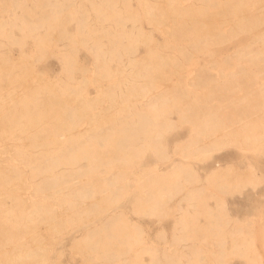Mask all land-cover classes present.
<instances>
[{"label": "bare ground", "instance_id": "1", "mask_svg": "<svg viewBox=\"0 0 264 264\" xmlns=\"http://www.w3.org/2000/svg\"><path fill=\"white\" fill-rule=\"evenodd\" d=\"M247 1L229 0L228 6L222 7L218 13L222 17L227 13H235ZM44 2L52 6L51 11L47 13L43 11L38 19L33 21L25 18L21 23L12 22L15 28L21 30L22 36L15 35L13 30L10 34L6 33V36L11 38V42H19L20 46L28 37L43 53L45 46L49 42H54L51 36L53 32L59 31L66 35L71 41L70 44L66 42L69 49L67 52L57 50L64 75L52 80L36 70L31 53L23 48L20 58L16 61H12L7 51H0V140L4 142L0 144V153H5L3 155L5 160L11 158L26 163L31 169L32 178L46 173L44 178L35 182L34 191L44 196L56 197L55 202L59 204L60 209L57 210L55 206L41 199H27L22 193L28 187L24 169L14 161L0 160V264H51L50 252L53 244L45 240L40 232V226L42 224L51 226L56 239L66 228L67 220L79 223L103 214L109 207L127 196L130 191L131 175L133 187L138 188L139 192L144 191L142 194L138 193L134 204H137L139 209L147 206L156 214L167 212L164 206L172 198L173 189L183 190L184 182L193 185L203 179L220 193L216 196V208L207 202L211 195L206 194V184L188 188L183 196L190 200L198 199L200 205L204 207L203 214L206 216L205 222L200 221L196 214L197 210L189 207L181 213L180 222L186 229L192 230L186 237L189 248L187 259L190 264L191 261L203 260V254L207 251L202 244L195 241L201 234L206 236L214 234L219 239L230 235L232 238L231 248L227 252L223 250L216 261L209 264H228L225 262V252L228 256H242L246 264H264L261 254L255 249L252 255H247L251 248L249 245L253 243L247 245L240 235L242 230L236 228L245 223L229 216L226 201L222 198V194L239 189L242 182L256 187L262 180L264 181L262 177H258L254 165L250 163L247 172L238 174L234 165L222 163L211 167L204 177L192 165L194 159L213 158L214 151L226 146L258 148L264 143V96L260 99L256 95L258 93L255 94V89L251 88L247 89L248 91L244 90L245 93L242 92L243 95H240L236 102L228 100L229 103L227 101L226 104L207 103L204 99L205 94L214 92L221 95L226 88L225 80L218 83V77L209 78L207 74L210 70L207 63L216 60H208L205 64L198 65L197 60L193 58L191 60L193 55L190 56L183 44L179 46L174 43L168 44L170 36H166V41L161 45L177 47L184 58L195 64L194 67L200 66L198 79L202 83L197 80L193 84L205 86L206 92L194 91L195 96H192L191 88L186 82L183 84L169 82L172 86L168 85L169 87L165 86L159 90L156 79L161 75L163 77L162 68L169 63H175L182 68L183 62L173 55L174 53L166 54L158 47L151 46L156 38L152 29L148 31L140 23V18L143 16L149 24L158 28L166 24L169 17L174 21L179 20L178 24H170L173 27L167 28L170 35L191 34L192 29H207L209 32L200 39L203 44L218 39L221 33L216 28H219V25L213 27L208 23L188 24L187 19L194 15L195 11L181 12L178 0H164V3L159 0H138L142 12L134 14V20L139 21L136 26L139 32L132 33L125 27L127 18L123 15L124 8L113 2L110 17L118 24L115 33L120 39H110L111 46L105 48V43L100 38H95L91 43L94 61L88 69L93 68L95 76L102 79L110 80L116 74H120L122 79L107 85L100 83L97 92L86 100L81 84L68 83L69 79L76 78L73 71L77 61L74 52L77 47L73 44L87 43L85 38L100 29L88 24L86 19H79L77 33L82 37L87 34V37L76 38L74 32L63 27V2L59 0ZM37 5L38 3H34V8L39 6ZM133 8L137 10L136 7ZM253 11H259L260 14L253 16ZM67 12L65 16L68 15V20L76 19L75 10L69 9ZM263 21L264 0H256L255 6L248 8L241 17L233 21L234 37H237L241 27L257 26ZM42 27L43 32L40 31ZM124 37H127V41H123ZM261 39L264 41L263 37ZM139 43L146 45V50L141 56L136 54ZM191 43L199 45L198 41ZM245 43L241 47L242 44L238 41L234 51L241 52L252 47L250 41ZM227 51L222 49L219 53L228 57ZM205 52L213 57L218 53L213 49H207ZM100 57L102 63L99 64ZM114 60H117L115 67L112 65ZM239 66L232 74L240 78L244 76L251 81L256 80L253 69ZM28 79L34 80L35 84L28 85L30 81ZM85 80H87L85 76L82 77V81ZM214 80L217 83L212 82ZM11 84L16 86L11 87ZM261 85L264 88V81ZM229 86L232 84H228ZM232 87L235 88L236 85ZM169 94L171 98L168 97ZM74 97L81 99L80 107L72 104ZM106 98L110 100V104L95 111V102H102ZM114 106L116 113L114 112L113 116L96 117L100 112L109 111ZM238 108L244 113L250 110L254 118L253 115H248L249 113L248 118L244 117ZM173 109L178 112L180 121L191 124V130L185 140H176L174 144L177 145L168 150L163 134L179 124L177 119L168 116ZM227 109L230 110L227 112ZM88 111L95 115L91 118L90 125L83 129L77 128L81 115ZM49 115H52V119L48 118ZM127 118L129 120H126ZM99 119L104 123L109 122V125L101 127ZM17 126L20 128L17 129ZM64 141L70 144H63ZM157 144H160L161 148H157ZM50 145L54 147L40 148ZM150 146L155 149L161 160L170 159L175 154H179L181 158L165 169L160 168L158 162L153 166L149 164L140 166L146 148ZM30 147L37 150L33 151ZM58 166L63 168L58 171L56 170ZM81 176H86V180L75 185L81 180ZM180 177H183V180ZM212 180L215 182L211 183ZM192 206H195L194 202ZM228 224L230 229L224 230L223 226ZM145 233L138 222H131L122 210H118L88 228L84 234L76 235L72 245L74 248L93 251L101 249L102 252L98 254L105 258L117 257L127 260L123 256L136 246H142L140 250L151 252L158 249L157 244L155 246L154 242L149 243L146 240ZM137 252L136 261L130 264H142L139 261L140 252ZM169 259L171 258L168 257ZM177 260L176 264H185L180 256Z\"/></svg>", "mask_w": 264, "mask_h": 264}, {"label": "rangeland", "instance_id": "2", "mask_svg": "<svg viewBox=\"0 0 264 264\" xmlns=\"http://www.w3.org/2000/svg\"><path fill=\"white\" fill-rule=\"evenodd\" d=\"M59 1L67 3H63V27L66 30L74 32L73 35H75L76 38L87 37V34L85 37H82L77 33V22L79 19H86L88 24L100 29V31L85 38L87 40V43L74 42L73 44L77 47V49L74 51L76 53L77 61L75 63V70L73 71V74L76 78L72 80L69 79L68 83L81 84L84 87V97L87 100L90 96L94 95L97 92V87L100 83L107 85L109 83H115L116 81H120L122 79L120 74H116L115 77L110 80L102 79L99 76H95L93 68L91 70L88 69V67H91L93 65L94 61L93 47L91 46V43L95 38H100L105 43V48L111 46V44L109 43L110 39H120L117 33H115V28L118 27V24L116 23L115 19L110 17L113 12L112 3L117 2L116 5L124 8L123 10L125 11L123 15L127 18L125 27L130 29L132 33L139 32L138 28L136 27L139 24V21L134 20V14L142 12V7L138 0H129V3L128 0ZM159 1L161 3H164V0ZM228 1L229 0H178V2L180 3L181 12H185L187 10L195 11L194 15H190L187 19L188 24L201 25L202 23H208L213 27L219 25V28H216V30L221 33L218 36V39L215 42L210 41L206 44L201 43L200 39L205 37L207 32H209L207 29H192L193 32L191 34L176 33L170 35V33L167 31V28L170 29L171 27H173L171 25L178 24L179 20L174 21L173 18L169 17L166 21V24H163L158 28L156 25L149 24L143 16L140 18V23L145 26L146 30L149 31L150 29H152V32L156 38V40L151 43V46L158 47L159 49H161V51H163V53L166 54H170L169 52H171V54L174 53L173 55H176V57L181 59L183 62V69L180 68L179 65H175V63H169L164 68H162L161 72L163 74V77H161L162 75L160 74L161 76L159 77V79H156V84L159 90L163 89V87L165 88V86L169 87L168 85L172 86L169 82H179L180 84L186 82L190 86L188 87L191 88L190 95L195 96L194 91L198 90L206 92L205 86L198 85V83L193 84V82H197V80H199L200 83H202V81L198 79L200 66H198V68L197 65L196 67H194L195 64L193 65L191 60L193 58L194 60L198 61V65L199 63L202 65L205 64L208 60L215 59L216 61H213V63H207L210 68V70L207 71V74L209 78L211 76H213V78L218 77V83H223L222 81L225 80L224 82L226 88L221 95L214 92L208 95L205 94L204 99L207 101V103L226 104L228 100H235L236 102V100L238 101L239 97H241L240 95H243L245 93L244 90L251 88L255 89V94L258 93L256 94L258 95L257 97H260V99L263 98L264 88L261 84L264 81V41L261 39V37L264 38V21L260 22L257 26L241 27L237 37H234V30L232 29L233 21H235L236 18L241 17L248 8L255 6L256 0H248L245 4H243L244 6H242L240 10H237L235 13H227L225 17H222L218 12L222 7L228 6ZM191 2L192 4H190ZM34 3H38L39 6L37 5L38 7L34 8ZM133 6L136 7L137 10H135ZM69 9L75 10V20H68V15L65 16L68 13L67 11ZM51 10L52 6L48 4L46 5L44 0H0V29L2 30V34H0V51H7L9 57L13 59L12 61H16L21 56V48L27 50L28 53H31V59L33 58L34 60L35 69L42 72L52 80H56L60 75H64L62 73V62L58 51L67 52V50L69 49V47L66 45V42H69L70 44L71 41L66 35H63L59 31L53 32L51 36L53 37L54 42H49L45 46L43 53H41V51L37 49V47L34 45L33 40L28 37L25 38V40L23 41V45L20 46L21 44L19 42H11V38L8 35L6 36V33H12L11 30L14 31L15 35L22 36L21 30L15 28L12 25V22L21 23L25 18L33 21L38 19L43 11H46L45 13H47V11ZM259 14V11L252 12L253 16H258ZM85 29H87L86 25ZM40 31L43 32L44 28H40ZM166 36H170V40L168 41L169 45L173 43L178 46L183 44L188 49L187 51H189L188 53H190V56L193 55L191 57V60L184 58L177 47L172 48L169 46L167 47L166 45L162 46L161 43L164 44V41H166ZM123 41H127V37H124ZM191 41H198L199 45L195 46L191 43ZM238 41L241 42V47L246 44V41L247 43L250 41L252 43V47L249 50L235 52L234 49L236 48L235 46L236 44H238ZM137 46L138 47L136 50V54L138 56L143 55L144 51L146 50V45L144 43H139ZM207 49H213L218 53H216V56L214 57L210 56L205 52ZM222 49L223 51L228 50V57L222 56V54L219 53V51ZM100 63H102V57L99 58V64ZM112 65L115 67L117 65V60H114L112 62ZM239 65H243L245 68L253 69L255 71L254 76L256 80L254 81L256 82V84H254L255 82L249 80L248 78H246V80L244 76L240 78L237 75L232 74V71L236 67V69L240 67ZM221 72H224L225 74H222ZM84 76L87 80L82 81V77ZM165 76L168 77L165 78ZM35 77L36 76H34V78ZM219 80L221 82H219ZM215 81L216 80L212 82L217 83ZM28 82V85L35 84L34 80H30ZM228 84H232V86L236 85V87H228ZM10 86L14 87L16 85L11 84ZM168 97L171 98V94H169ZM72 104L80 107L81 99L74 97L72 100ZM109 104L110 100L108 98L104 99L102 102L97 101L95 102L94 110L98 111L104 109ZM244 108L246 109V106H244ZM110 109L106 112H100L98 116L96 115V117L103 118L106 115L113 116L116 108L114 106V108ZM238 109L241 110V112L243 111V107L242 109ZM238 109L237 111L239 112ZM229 110L227 109V112ZM242 113L245 115L244 117L247 116V113H249L248 115L250 116L253 115V113L250 114V110H248L247 113L246 111L245 113ZM168 116L177 119V122L179 123L163 134V140L168 144L167 149L172 150L173 147L177 145L174 144L176 140H185L190 134L191 124L188 122L180 121L176 109H173L168 114ZM93 117H95V115L91 111L82 114L81 118L78 120L77 128L83 129L89 126L91 118ZM248 117L249 116H247V118ZM48 118L52 119V115H49ZM126 120H129V118H127ZM99 125L101 127H105L109 125V122L104 123L102 119H99ZM16 128L18 129L20 128V126H17ZM3 143L4 142L0 140V144ZM63 144L67 145L70 143L64 141ZM52 147L54 146H41L40 148L50 149ZM157 148H161V145L157 144ZM30 149L33 151L37 150V148L31 147ZM3 155H5V153H0V160H2L3 162L14 161L18 166L24 169V176L28 183V187L24 189L22 193L25 197H27V199H41L55 206L57 210L60 209L59 204L55 202L56 197L50 195L44 196L42 193H36L34 191L35 182L44 178L46 173H41L32 178L31 169L26 163L18 159L8 158L5 160L3 158ZM213 156V158L205 160H193L192 165L194 166V168H196L197 172L201 176L204 177L206 175V172L209 171L210 168L215 166L217 163L226 162L234 165L238 174L247 172L248 165L252 163L254 165L256 173L258 174V177H262L264 179V143L260 144L258 148H237L236 146H226L219 149L218 151H214ZM180 158L181 156H179V154H175L172 155L170 159L161 160L158 154L155 153V149L150 146L146 148L144 158L139 165L142 166L143 164H149V166H153L156 162H158L160 168L165 169L168 168L175 160H178ZM62 168L63 166H58L56 170L60 171ZM80 178L81 180L75 185L82 184L86 180V176H81ZM180 179L183 180V177H180ZM214 182L215 180L211 181V183ZM179 183L180 182L178 180V184ZM202 184L207 185L206 194L211 195L210 198H208L207 202L212 207L216 208V196L220 195V193L216 188H214L213 185H210L209 183H206L205 180L201 179L199 182L193 185L184 182V188L181 191L176 188L173 189L172 198H170L164 206L167 209V212H165L164 214H156L153 213V211L147 206L139 209V206L137 204H134L138 193L142 194L144 191L139 192L138 188L133 187L134 184L131 175L129 185L130 191L128 192L127 196H125L124 199L120 201L121 203L118 202L117 204L112 205L105 212H103V214L79 223L67 220L66 228L56 239H54L55 233L51 226L45 224H42L40 226V232L45 240L48 243L50 242L53 244L50 252L51 264H130L136 261V254L138 253L137 251L140 252L139 261H141L142 264H176L178 261V256L182 258V261L185 264H190L187 259L189 255V248L186 244V237L189 235V233L192 232V230L189 228L186 229L180 222L181 213L185 208L189 207L192 210H197L196 214L199 216L200 221L205 222L206 216L203 214L204 207L200 205L198 199L190 200L183 196L186 194L188 188L192 186H201ZM133 188L135 190H133ZM145 189L147 190L148 188ZM222 195V198L226 201V208L229 216L233 219L238 218L239 221L245 223L236 226V228H240L242 230V233L240 235L247 243V245H249L251 242L253 243L252 245H249L251 248L247 252V255H252L253 250L255 249L256 252L261 254V259L264 262V181L262 180V182H260L256 187H253L251 184L242 182V186L239 189L234 190L233 192H228L226 194L224 193ZM192 202H194L195 206H192ZM118 210H122L130 218L131 222H138L141 225V227L146 232V240L149 243L154 242L153 244L155 246L157 244L158 249L156 251L151 252L150 250H140L142 246H136L126 256H123L127 258V260H124L117 257L105 258L102 255L98 254L99 252H102L101 249L93 251L89 249H79L73 247L72 241L76 235L84 234V232L88 228L101 222L107 217V215L115 213ZM223 229L229 230L230 224L224 225ZM195 241L202 244L207 249V251L203 254V260L197 262L191 261L192 264L213 263L214 261H216L217 256H219L223 252V250L227 252L232 246V238L230 235H226L224 239H219L215 237L214 234H209L207 236L201 234L195 239ZM226 252L225 262H227L228 264H246V261L242 256H228L226 255ZM168 257L171 258L169 259L170 261L168 260Z\"/></svg>", "mask_w": 264, "mask_h": 264}, {"label": "crops", "instance_id": "3", "mask_svg": "<svg viewBox=\"0 0 264 264\" xmlns=\"http://www.w3.org/2000/svg\"><path fill=\"white\" fill-rule=\"evenodd\" d=\"M63 3H64V4H67L66 2H63ZM225 163H226V162H225ZM218 164H222V163H217L216 165H218ZM216 165H215V166H216Z\"/></svg>", "mask_w": 264, "mask_h": 264}]
</instances>
